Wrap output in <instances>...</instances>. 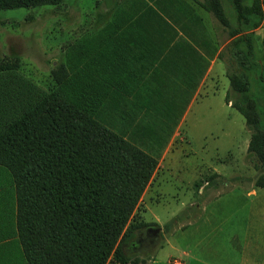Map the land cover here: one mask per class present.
<instances>
[{"label": "rangeland", "instance_id": "obj_1", "mask_svg": "<svg viewBox=\"0 0 264 264\" xmlns=\"http://www.w3.org/2000/svg\"><path fill=\"white\" fill-rule=\"evenodd\" d=\"M117 1L63 0L57 6L1 10L0 114L6 116L33 91L45 94L51 89L54 74L62 73L65 51L102 23ZM201 1L185 0L197 13L190 36L194 60L203 61V67L194 68L192 95L142 97L125 104L114 94L99 112L100 123L157 162L125 226L142 224L125 241L128 262L109 257L106 264H166L164 243L173 240L168 233L176 229L169 220L177 213L185 222L191 214L185 207L192 203L210 207L264 203V1L253 5L252 0H243L256 12L246 23L237 19L231 0H207L213 11L203 8ZM199 19L202 27L197 25ZM246 38L252 41L251 58L246 55ZM232 103L259 120L260 146L255 152L249 151L253 131ZM252 189L256 194L249 193ZM173 207L181 210H170ZM15 215L13 181L0 166V264H28L17 238ZM176 240L188 246L182 237ZM168 262L182 263L176 257Z\"/></svg>", "mask_w": 264, "mask_h": 264}, {"label": "trees", "instance_id": "obj_2", "mask_svg": "<svg viewBox=\"0 0 264 264\" xmlns=\"http://www.w3.org/2000/svg\"><path fill=\"white\" fill-rule=\"evenodd\" d=\"M62 1L0 0V11ZM231 2L239 21L256 13L243 0ZM200 4L213 11L207 0ZM245 42L251 58L252 41ZM61 65L45 94L33 91L6 116L0 114V166L14 185L21 251L28 264H106L109 257L126 263L125 241L142 224L125 226L157 162L100 123L99 112L109 101L97 92L101 85L91 77L67 80V63ZM232 105L253 131L249 151L255 152L259 120Z\"/></svg>", "mask_w": 264, "mask_h": 264}, {"label": "crops", "instance_id": "obj_3", "mask_svg": "<svg viewBox=\"0 0 264 264\" xmlns=\"http://www.w3.org/2000/svg\"><path fill=\"white\" fill-rule=\"evenodd\" d=\"M106 14L102 23L65 51L67 80L91 77L101 85L100 95L109 100L116 94L125 104L142 97L192 95L194 68L203 67L202 60L195 63L190 38L197 14L193 5L185 0H118ZM184 211H191L185 222L177 213L169 220L176 229L168 233L173 240L164 243L166 264L169 257L181 264H264V203L212 207L192 203ZM179 236L187 247L177 242Z\"/></svg>", "mask_w": 264, "mask_h": 264}]
</instances>
